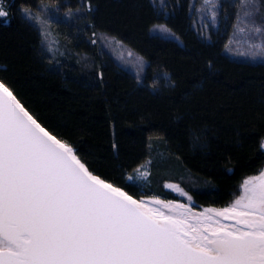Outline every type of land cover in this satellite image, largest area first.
Instances as JSON below:
<instances>
[{
  "label": "trees",
  "instance_id": "trees-1",
  "mask_svg": "<svg viewBox=\"0 0 264 264\" xmlns=\"http://www.w3.org/2000/svg\"><path fill=\"white\" fill-rule=\"evenodd\" d=\"M3 2L0 80L96 175L137 198L178 199L172 182L224 207L264 168V0H219L211 18L206 0Z\"/></svg>",
  "mask_w": 264,
  "mask_h": 264
},
{
  "label": "snow or ice",
  "instance_id": "snow-or-ice-1",
  "mask_svg": "<svg viewBox=\"0 0 264 264\" xmlns=\"http://www.w3.org/2000/svg\"><path fill=\"white\" fill-rule=\"evenodd\" d=\"M244 183L222 209L150 207L90 171L0 80V264H264V179Z\"/></svg>",
  "mask_w": 264,
  "mask_h": 264
},
{
  "label": "rangeland",
  "instance_id": "rangeland-1",
  "mask_svg": "<svg viewBox=\"0 0 264 264\" xmlns=\"http://www.w3.org/2000/svg\"><path fill=\"white\" fill-rule=\"evenodd\" d=\"M218 1L219 0H207V5H210V9L207 10L208 13L205 14V15L208 16L209 18H211L212 16L214 17L215 12L217 10L216 7H217V2ZM3 7H4V10L7 11L6 5H5L4 2H3ZM37 22L39 23L42 31L45 32L47 42L50 43V44H52L54 37L50 34L51 33L50 32L51 30H50L49 20L46 17L43 18L42 16H39V19L37 20ZM241 28H242V22L239 25V31L242 30ZM102 39H103L104 43L107 42L108 45H111V46L115 47L117 49V51L121 54V56H123L125 59L128 60L127 61V64L128 65L133 66V67L135 66L137 69H139V67H141L143 65V62L141 61V59L137 58L134 55H131L130 52L123 45H121L118 41L114 40L113 38L111 39V38H104L103 37ZM263 143H264V141H263ZM262 173H264V168L262 169V171L260 173H258L256 175H251V176L247 177L244 180V182L245 181H249V183L258 182L259 179H264V175H262ZM146 175H147V167L146 166L141 167L135 173V176L138 177V178H140V179L145 178ZM244 182L242 184L240 194L235 198V200L230 205L234 204V202L238 198H240L241 195L244 194V191H245V183ZM167 185H171V187H168V188L171 189L172 191H174L177 195H179V198L178 199H165V198H162V197H159V196H150V197H158L161 201H164L165 202L163 205H156V206H158V208L161 209V211H163L165 213H168L169 208H171L172 209V214H177V207H176L177 205H188L190 208L193 209V211L195 213H201L206 208L222 209V208H225V207H229L230 206V205H228V206H224V207H213V206H209V207H205V206L204 207H198V206H195L193 204L192 200H189L188 199V197H189L188 194L187 195H184V193H186V192L179 185H177L175 183H172V182L167 183ZM148 198L149 197H144V198H139V199H145L148 202L152 203V201H150ZM168 202H172V203L169 204ZM180 211H183V209H181ZM216 219H221V218L216 217ZM221 223H223V224H232V223H235V220L234 219H229L227 221H224V220L221 219Z\"/></svg>",
  "mask_w": 264,
  "mask_h": 264
},
{
  "label": "bare ground",
  "instance_id": "bare-ground-1",
  "mask_svg": "<svg viewBox=\"0 0 264 264\" xmlns=\"http://www.w3.org/2000/svg\"><path fill=\"white\" fill-rule=\"evenodd\" d=\"M38 121V120H37ZM39 122V121H38ZM40 123V122H39ZM41 124V123H40ZM42 125V124H41ZM43 126V125H42ZM44 127V126H43ZM49 131V130H48ZM50 132V131H49ZM51 133V132H50ZM59 139V138H58ZM69 145V144H68ZM71 146V145H70ZM73 149H74V147L73 146H71ZM75 151V150H74ZM75 154H76V152H75ZM77 155V154H76ZM78 156V155H77ZM82 161V160H81ZM83 162V161H82ZM90 170V169H89ZM91 171V170H90ZM95 174V173H94ZM114 185V184H113ZM115 186V185H114ZM117 187V186H116ZM122 189V188H121ZM124 190V189H123ZM125 191V190H124ZM125 192H127V191H125ZM128 193V192H127ZM129 195H131L130 193H128ZM134 199H136V200H141V199H139V198H137V197H135V196H133V195H131ZM143 200H145V199H143ZM148 204H149V206L150 207H157L158 208V206H156L155 204H152V203H150V202H148L147 200H145Z\"/></svg>",
  "mask_w": 264,
  "mask_h": 264
},
{
  "label": "water",
  "instance_id": "water-1",
  "mask_svg": "<svg viewBox=\"0 0 264 264\" xmlns=\"http://www.w3.org/2000/svg\"><path fill=\"white\" fill-rule=\"evenodd\" d=\"M25 107V106H24ZM45 127V126H44ZM46 128V127H45ZM47 129V128H46ZM48 130V129H47ZM52 133V132H51ZM53 134V133H52ZM54 135V134H53ZM56 136V135H55ZM57 137V136H56ZM59 138V137H57ZM60 139V138H59ZM63 141V140H62ZM68 144V143H67ZM87 166V165H86ZM88 167V166H87ZM89 168V167H88ZM94 173V172H93ZM103 179V178H102ZM106 181V180H105ZM108 182V181H107Z\"/></svg>",
  "mask_w": 264,
  "mask_h": 264
}]
</instances>
